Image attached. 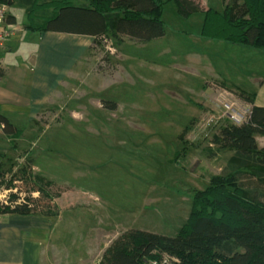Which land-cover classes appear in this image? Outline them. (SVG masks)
<instances>
[{"label": "rangeland", "instance_id": "1", "mask_svg": "<svg viewBox=\"0 0 264 264\" xmlns=\"http://www.w3.org/2000/svg\"><path fill=\"white\" fill-rule=\"evenodd\" d=\"M196 1L219 12L225 5ZM162 2L165 36L144 45L125 41L112 54L105 47L98 56L108 54L115 69L104 76L98 56L89 53L97 64L78 93L46 111L41 128H28L20 138L12 156L30 153L33 161L22 155L13 162L29 160L30 170L0 181H20L15 186L30 207L51 214V264H97L129 230L175 237L195 191L229 161L226 150L207 156L216 151L211 137L225 122L242 123L222 118L205 128L206 121L222 112L216 102L221 88L257 93L264 50L204 40L202 9L185 18L173 0ZM8 11L25 17L21 8ZM257 137L262 143L264 137Z\"/></svg>", "mask_w": 264, "mask_h": 264}, {"label": "trees", "instance_id": "2", "mask_svg": "<svg viewBox=\"0 0 264 264\" xmlns=\"http://www.w3.org/2000/svg\"><path fill=\"white\" fill-rule=\"evenodd\" d=\"M173 1L178 14L185 18L203 10L202 39L264 50V0H225L222 12L205 10L196 0ZM0 3L6 6L7 13L12 7L23 9V28L30 32L91 37L92 56L100 55L109 44L113 48L125 41L144 45L166 34L161 17L162 0H0ZM98 58L101 72L114 71L108 54ZM4 76L0 63V79ZM263 83L264 77L260 81ZM228 91L249 107V115L238 126L230 122L221 124L211 137L210 147L216 151L207 150V156L216 158L219 151L226 150L229 161L210 178L207 187L195 191L190 213L178 234L168 237L129 230L107 247L97 264H264V146L256 140L257 136L264 137V107L254 104L256 93L234 88ZM107 103L103 102L102 107H116L115 103L109 106ZM0 128L11 148L16 149L23 129L15 127L1 112ZM26 162L15 168L11 158L0 155V179L8 176L14 179L18 175L23 178L26 169L30 170L29 160ZM13 211L38 213L35 208L23 205L12 211L1 209L0 214Z\"/></svg>", "mask_w": 264, "mask_h": 264}, {"label": "crops", "instance_id": "3", "mask_svg": "<svg viewBox=\"0 0 264 264\" xmlns=\"http://www.w3.org/2000/svg\"><path fill=\"white\" fill-rule=\"evenodd\" d=\"M24 21L25 17L20 19L8 11L7 21L1 30L6 31L9 37L0 53V63L5 71V76L0 79V112L15 127L23 129L21 137L28 128L37 125L41 128L39 120L46 111L65 101L67 103L73 93L77 94V87L84 78L90 77L89 72H93V66L97 64L95 58L91 64L93 60L89 57L91 37L33 33L23 28ZM256 92L254 104L264 107V83ZM20 138L17 139V148L13 149L0 128V155L18 162L23 155L33 161L30 153L19 154L20 160L12 156L18 150ZM256 140L264 146V138H261L262 143L258 137ZM51 217L39 212L2 214L0 264H51L48 253Z\"/></svg>", "mask_w": 264, "mask_h": 264}, {"label": "built area", "instance_id": "4", "mask_svg": "<svg viewBox=\"0 0 264 264\" xmlns=\"http://www.w3.org/2000/svg\"><path fill=\"white\" fill-rule=\"evenodd\" d=\"M7 8L5 5L0 3V53L2 52L5 43L9 37V34L1 30V27L6 23L7 21ZM106 49L112 54L114 52V49L111 44L106 46ZM222 95L219 99H217V107L219 109H222V112H217L216 114L213 113V115H210L207 118L206 121V127L211 125L214 121H218L219 119L224 120H232L234 121H240L239 123H243L247 116L249 115V107L244 105L240 102V99L237 98L232 92L224 90ZM226 98H228L226 100ZM216 121V122H217ZM1 181V179H0ZM13 186L10 185H4L2 182L0 183V210H15L19 206H30L29 202L26 200L25 193L20 190L18 184H21L20 181H14ZM1 216V214H0Z\"/></svg>", "mask_w": 264, "mask_h": 264}]
</instances>
